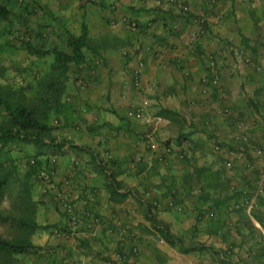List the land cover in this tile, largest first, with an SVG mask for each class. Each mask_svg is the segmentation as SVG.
<instances>
[{
	"label": "crops",
	"instance_id": "0c3cea01",
	"mask_svg": "<svg viewBox=\"0 0 264 264\" xmlns=\"http://www.w3.org/2000/svg\"><path fill=\"white\" fill-rule=\"evenodd\" d=\"M157 1L112 0V4L119 3V10L100 11L97 18L91 13L84 15L81 23L87 25L90 43L85 61L89 68L95 67L93 57L100 62L89 88L77 93L76 106L70 105L62 114L57 137L67 145L53 149L58 157L60 187L66 180L91 187L98 193L99 214L112 224L121 222L135 231L137 239L122 242L105 226L94 236L79 240L56 238L51 227L63 224L65 217L53 195L44 194L38 185L39 213L46 215L38 221L51 227L37 235L43 251L31 256V264H264V195L252 211L229 208L241 197H250L249 189L232 185L226 193L219 186L216 156L209 151L216 137L212 138L205 128V122H210L228 140L237 113L251 112L248 99L250 103L261 99V84L253 89L250 79L256 71L248 67L245 75H240L241 71L234 69V73L232 66L225 65H233V48L255 60H264V0H183L186 12L163 2L159 6ZM6 3L10 9L16 5L14 0ZM123 14L136 19L139 29L133 31L123 25ZM198 16L205 19L204 33L197 38L196 51L190 52V35L198 28L193 19ZM136 43L142 45L140 51L134 50ZM124 50L130 52L128 58L123 56ZM211 54L218 59L220 86L210 97L201 93L198 79ZM139 62L144 65L143 89H136L132 83V71ZM257 73L264 77V68ZM192 99L197 103L192 110L195 117H186L191 125L189 136L171 143L175 149L187 144V158L182 161L172 154L169 164L163 166L157 159L166 145L161 137L174 120L161 118L159 113L168 109L178 113L174 118H183ZM131 101L145 106L143 117L127 116ZM225 105L237 116L218 114ZM108 153L112 154L110 160L106 159ZM136 153L142 161L131 168ZM75 155L92 163L93 156L102 159L104 170L94 164L93 177L72 170ZM243 173L238 169L234 176L240 179ZM112 179L122 193H127L124 201L136 208V217L119 211L124 201L112 200ZM145 190L158 196L163 206L153 209L148 205L142 194ZM170 199L182 210L169 207ZM161 229L177 244L167 242ZM133 246L138 249L136 254L124 261L115 260L117 253L129 254Z\"/></svg>",
	"mask_w": 264,
	"mask_h": 264
},
{
	"label": "trees",
	"instance_id": "16d2710c",
	"mask_svg": "<svg viewBox=\"0 0 264 264\" xmlns=\"http://www.w3.org/2000/svg\"><path fill=\"white\" fill-rule=\"evenodd\" d=\"M11 10L6 0H0V30L11 22ZM65 38L70 52L47 49L36 40L21 43V48L28 55L53 58L48 72L38 83L41 92L39 104H26L18 92L6 91L0 86V227L6 232L5 236L0 233V264H18L20 260L27 262L41 248L35 244L34 236L51 227L38 221L41 201L35 175L48 164L50 156L56 155L52 153L53 149L67 145L66 141L52 136L56 126L51 124L50 114L59 115L65 108L62 98L67 91L68 74L86 59L85 53L90 48L86 23H81L79 34L67 31ZM177 114L163 109L159 116L172 121ZM68 145L71 146L70 143ZM15 151L23 153L21 159L15 156ZM93 158L95 162L97 157ZM104 166L96 167L104 170ZM112 181V200L121 203L127 193H122ZM160 232L167 242L177 244L164 229Z\"/></svg>",
	"mask_w": 264,
	"mask_h": 264
},
{
	"label": "rangeland",
	"instance_id": "374dc122",
	"mask_svg": "<svg viewBox=\"0 0 264 264\" xmlns=\"http://www.w3.org/2000/svg\"><path fill=\"white\" fill-rule=\"evenodd\" d=\"M34 1L35 0H27L26 4L21 5L19 4L18 0H14L16 5L14 9L12 8L11 10V22L6 23L5 27L0 30V86L6 91L10 89L18 92V94L21 95V100L24 103L37 105L39 104V97L41 95L39 90L40 86L38 83L43 77H45L50 64L53 61V58L52 56L37 58L28 55L23 50V48H21L22 46L20 42L14 44L10 41V33H13V31L16 30L31 33V35L35 37L36 41H38V43L40 42L44 44L47 49L56 48L70 52V49L66 45L65 37L67 31L79 34L81 21L84 15L91 13L97 18V16L100 14V11L103 10L106 13L108 11L112 13L113 4L112 0ZM17 9H20L22 14H20V11ZM44 20L45 23H43ZM46 29H49L48 36L43 39L40 38L39 35H41ZM93 58L100 60L97 57ZM225 66L226 68L232 66L233 70L235 69L234 65L232 64ZM246 68L248 67L243 66L241 69H239L238 73L241 71L240 75H245L247 72L245 70ZM78 72L79 70L77 69V65H75L68 74V80L66 83L67 91L62 98L65 108L61 110V114H50L51 124L54 125V127L56 126L52 136H54L56 139H59L57 137V132L60 131L62 127L61 118L64 117L62 116L63 112H65L66 109L70 107V105L76 106L74 100L78 96L77 93L80 94L83 92L78 86V78L76 76ZM233 72L235 73V70ZM240 75L238 74L237 76ZM261 75L263 74L254 72L251 73L252 78H250L253 84V89H255V85H257V83L261 84V87L258 90V96L261 97V99L258 100V103H250L251 98L248 99L247 108L251 109V112L248 113L246 111H239L237 113V118L231 122V137L227 142H225L226 146H228L230 149L241 153V158L236 161L232 168H226L223 158L216 154L213 150L214 143L217 141V139L209 145L210 154L215 155L217 160L216 166L219 171L217 174V177H219L217 178L220 183L219 186L224 189L226 193L229 192L232 185H237L238 187L247 186V189H249V195L252 197L255 194L257 183L264 176V77H261ZM68 98H71V101L68 102ZM243 101L246 102V100ZM247 108L246 106L244 107V109ZM186 111L187 112L185 115H183V118H176L172 125H167L165 131H163L164 136L161 137V142L166 144L176 143L177 140H183L185 137L189 136L190 132L188 133L187 130L191 127V125L188 124L189 121H187L186 117H195V113L193 112L194 110L188 111V106L186 107ZM233 112L236 113L235 111ZM1 113L2 111H0V115ZM244 115H246V117H243ZM197 121L199 122V120ZM237 121L244 123V125L247 127L246 133L249 137L248 143H242L235 139L234 135L237 132ZM197 128L198 127L196 126L195 131H197ZM213 130L218 132V129L214 127V125ZM212 136V138L215 137L214 134H212ZM184 147L185 145L183 146L182 150L187 156V144L186 147ZM256 148H261L263 153L261 155H256L254 153ZM15 156L21 159L23 153L15 151ZM238 169L242 172H245L243 173V178L237 179L234 176L235 171L237 172ZM242 191L243 190H241V192ZM261 198H263V196H261L260 199ZM5 205L7 206L8 202L5 203ZM44 217H46L45 214L42 213V215H40V213H38V218L43 220ZM0 233L5 236V229L0 227ZM38 234L34 236V242L41 247L39 251H43V247L37 242L39 239H41V237H37ZM262 251H264V249ZM31 259L32 258L30 257L27 262L26 260H20L18 264H31Z\"/></svg>",
	"mask_w": 264,
	"mask_h": 264
},
{
	"label": "built area",
	"instance_id": "2783aa9c",
	"mask_svg": "<svg viewBox=\"0 0 264 264\" xmlns=\"http://www.w3.org/2000/svg\"><path fill=\"white\" fill-rule=\"evenodd\" d=\"M20 4H25L27 0H18ZM86 1V0H84ZM242 2H246L248 0H241ZM162 2L167 5H176L182 11H188L187 5L184 4L183 0H158L157 4L161 6ZM113 10H119V3L115 2L113 4ZM120 21L123 25L128 27L129 29L136 31L139 29V25L136 19L128 16L121 15ZM193 22L198 27L197 30L190 35V39L188 42V48L190 52L196 51V42L197 38L200 34L204 33V24L205 19L201 16L195 17ZM49 34V29H46L42 32V38L47 37ZM10 41L12 43H26L35 41V37L31 35V33H26L20 30L13 31L12 35H10ZM142 45L140 43H136L134 50L140 51ZM125 58H128L130 52L128 50H124L122 52ZM233 58L234 68L239 70L243 66L250 67L256 72H260L264 68V60L259 61L255 60L252 57L246 55L241 49L233 48L231 51ZM94 66L98 65L100 62L98 59L92 60ZM95 67H88L86 61H82L78 64L77 69L79 72L76 74L78 78V86L81 90H85L89 88L92 83L93 78H95L97 74V69ZM144 71V65L142 62H139L132 71V83L136 89H143L142 76ZM185 74L187 76L190 75L189 71H186ZM199 84L201 86V93L205 96H212L216 89H219L220 86V72L218 69V59L215 55L211 54L208 57V65L205 71H203L199 75ZM223 93V91H220ZM224 94V93H223ZM68 102L71 101V98L67 99ZM197 100L192 99L188 104V111H192L196 106ZM127 116L129 118H141L145 112V106L142 103L137 101H131L127 107ZM220 115H228L237 116L229 105H225L218 109L217 111ZM57 124V121H56ZM205 127L207 131H210L216 137L217 141L214 143L213 150L216 154L220 155L224 160V165L226 168H232L237 160L241 158V153L230 149L226 146L225 142L228 140L224 138L219 133L213 130V124L209 122H205ZM246 126L244 123L237 121L236 123V134L235 139L242 142L248 143L249 137L246 133ZM77 129H81V125L77 126ZM116 134V133H114ZM148 147V146H147ZM256 155H261L263 150L261 148H256L254 150ZM172 154H176V157L180 160H185L186 153L182 149H175L172 144H166L163 146L162 151L158 155V162L163 166H167L170 161V157ZM112 158V154H107V160ZM142 161V157L139 153L134 154L132 157L130 167L135 168L138 163ZM95 166L103 168L104 161L100 158H97L94 163L90 162V160L85 159L79 155H75L71 159V169L74 171H80L85 173L89 177H93L95 174L94 170ZM58 157L57 155H52L49 157L48 164L41 168L36 173V180L38 185L41 186L42 192L44 194H52L54 200L59 208V210L63 213L65 217V221L60 225H53L51 227V233L56 238L69 242L74 240H79L88 235L94 236L98 229L105 226L107 227V231L109 233H116L118 237L122 240V242H126L127 240H136L137 234L135 231H131L127 226H123L121 222L112 224L103 216H101L97 210L98 206V193L93 190L91 187L87 185H82L79 183H75L71 180H66L64 187H60L57 181L58 175ZM143 198L153 209H158L163 206V203L158 196H156L151 190L142 191ZM172 194H175L173 191ZM264 195V176L257 183L255 194L252 197H241L235 203L229 206L230 209H248L252 211L256 208L260 197ZM174 199H170L167 202L169 207H175L177 210L181 211L182 207L178 206L174 201ZM119 211L123 214H126L130 218H134L137 216V210L133 205L127 200L123 203L119 204ZM45 251H52L51 249H46ZM138 249L136 246L132 247V251L129 254L126 252L117 253L115 255V260L124 261L133 254H136Z\"/></svg>",
	"mask_w": 264,
	"mask_h": 264
},
{
	"label": "clouds",
	"instance_id": "9594fccd",
	"mask_svg": "<svg viewBox=\"0 0 264 264\" xmlns=\"http://www.w3.org/2000/svg\"><path fill=\"white\" fill-rule=\"evenodd\" d=\"M19 2V1H18ZM20 4V3H19ZM26 4V3H25ZM21 5H24V4H21ZM41 36H42V34H41ZM36 40V39H35Z\"/></svg>",
	"mask_w": 264,
	"mask_h": 264
}]
</instances>
